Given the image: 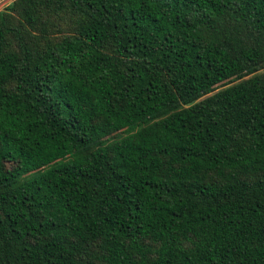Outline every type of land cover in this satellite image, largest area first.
Wrapping results in <instances>:
<instances>
[{
  "label": "trees",
  "instance_id": "trees-1",
  "mask_svg": "<svg viewBox=\"0 0 264 264\" xmlns=\"http://www.w3.org/2000/svg\"><path fill=\"white\" fill-rule=\"evenodd\" d=\"M0 264H264V0L0 9Z\"/></svg>",
  "mask_w": 264,
  "mask_h": 264
},
{
  "label": "rangeland",
  "instance_id": "rangeland-1",
  "mask_svg": "<svg viewBox=\"0 0 264 264\" xmlns=\"http://www.w3.org/2000/svg\"><path fill=\"white\" fill-rule=\"evenodd\" d=\"M12 0H0V9H3L6 5H8ZM226 84V83H225ZM225 84H220L217 88H222Z\"/></svg>",
  "mask_w": 264,
  "mask_h": 264
}]
</instances>
